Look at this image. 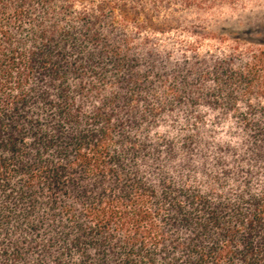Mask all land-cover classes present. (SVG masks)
Segmentation results:
<instances>
[{"label":"trees","instance_id":"1","mask_svg":"<svg viewBox=\"0 0 264 264\" xmlns=\"http://www.w3.org/2000/svg\"><path fill=\"white\" fill-rule=\"evenodd\" d=\"M248 1L0 0V264H264Z\"/></svg>","mask_w":264,"mask_h":264},{"label":"rangeland","instance_id":"2","mask_svg":"<svg viewBox=\"0 0 264 264\" xmlns=\"http://www.w3.org/2000/svg\"><path fill=\"white\" fill-rule=\"evenodd\" d=\"M227 14L233 15L234 22L239 21L241 28L250 25L257 29V35L264 36V0H249L240 11L234 14L227 12ZM206 45L212 47L218 43L208 41Z\"/></svg>","mask_w":264,"mask_h":264}]
</instances>
